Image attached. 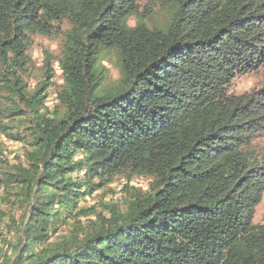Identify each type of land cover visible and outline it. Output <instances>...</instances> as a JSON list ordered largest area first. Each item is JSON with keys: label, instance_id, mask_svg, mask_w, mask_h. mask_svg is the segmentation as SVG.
<instances>
[{"label": "trees", "instance_id": "16d2710c", "mask_svg": "<svg viewBox=\"0 0 264 264\" xmlns=\"http://www.w3.org/2000/svg\"><path fill=\"white\" fill-rule=\"evenodd\" d=\"M261 65L264 0H0V135L25 147L0 154V264H264V86L230 89Z\"/></svg>", "mask_w": 264, "mask_h": 264}, {"label": "rangeland", "instance_id": "374dc122", "mask_svg": "<svg viewBox=\"0 0 264 264\" xmlns=\"http://www.w3.org/2000/svg\"><path fill=\"white\" fill-rule=\"evenodd\" d=\"M160 14L164 15L163 11ZM159 13L156 15V18H160ZM134 19L131 20V23L134 24ZM55 31L50 35L44 34H36L33 36V43L30 47V55L33 61V66L31 67V74L27 77L29 84L34 87L38 84V82L43 79L44 73V64L47 59L46 51L52 54L55 57H58L61 53V45H62V34L60 30H65L68 27V23L66 21L63 22H55L54 25ZM55 74L51 79L52 84L48 88V100L47 105L49 107H53L56 103L57 99V90L63 83V75L62 71L59 67L57 59H52ZM106 65L109 68V82L117 79L120 75L119 67L114 59L106 60ZM264 86V65H261L258 69H255L247 74L237 76L232 85L231 91L236 94L250 93L255 90H259ZM6 95L5 90L0 86V103L3 102V96ZM0 141L3 142L2 152L0 153L4 158L9 159L10 161L17 160L18 157L23 155L24 151V143L16 142L13 140L7 139L4 135H0ZM257 147L260 148V151L264 153V131L259 133L255 139ZM123 180L118 179L115 183H113L108 188H102L95 192L93 197L89 198L90 204H95L99 202L102 198H110L114 193L110 190L115 189L117 197L120 195L121 184ZM135 184L146 187L149 179L145 177L135 178L133 180ZM19 214V212H18ZM264 219V192L262 195L261 201L256 206L254 222L261 223ZM14 232L4 231L0 240V246L4 241L2 240H13ZM5 247L7 243L3 244Z\"/></svg>", "mask_w": 264, "mask_h": 264}]
</instances>
